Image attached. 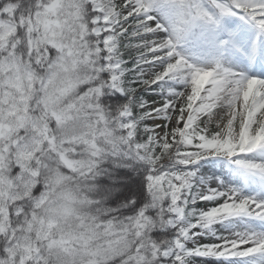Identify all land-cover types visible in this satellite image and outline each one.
Here are the masks:
<instances>
[{
    "label": "snow or ice",
    "instance_id": "6c2138e0",
    "mask_svg": "<svg viewBox=\"0 0 264 264\" xmlns=\"http://www.w3.org/2000/svg\"><path fill=\"white\" fill-rule=\"evenodd\" d=\"M0 264H264V0H0Z\"/></svg>",
    "mask_w": 264,
    "mask_h": 264
}]
</instances>
